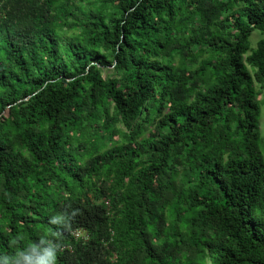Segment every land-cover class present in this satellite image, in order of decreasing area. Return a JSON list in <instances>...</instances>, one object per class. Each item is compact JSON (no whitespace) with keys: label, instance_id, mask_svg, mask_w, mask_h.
I'll return each mask as SVG.
<instances>
[{"label":"trees","instance_id":"obj_1","mask_svg":"<svg viewBox=\"0 0 264 264\" xmlns=\"http://www.w3.org/2000/svg\"><path fill=\"white\" fill-rule=\"evenodd\" d=\"M255 30L264 0H0V254L264 264Z\"/></svg>","mask_w":264,"mask_h":264},{"label":"clouds","instance_id":"obj_2","mask_svg":"<svg viewBox=\"0 0 264 264\" xmlns=\"http://www.w3.org/2000/svg\"><path fill=\"white\" fill-rule=\"evenodd\" d=\"M77 215L76 211L70 214L65 211L49 218V223L59 228L69 230L70 221ZM23 239L17 237V242ZM60 246L49 240L47 237H41L38 242L31 243L25 247H18L14 254H0V264H57L58 252Z\"/></svg>","mask_w":264,"mask_h":264},{"label":"rangeland","instance_id":"obj_3","mask_svg":"<svg viewBox=\"0 0 264 264\" xmlns=\"http://www.w3.org/2000/svg\"><path fill=\"white\" fill-rule=\"evenodd\" d=\"M262 37H264V33L259 30H255L252 33L251 38H250L251 46L255 48L257 46L259 39H261ZM247 65L254 76L256 90L259 94L258 101L260 102V105H261L260 134L262 137H264V85L263 83L256 80L254 68H252L248 63ZM208 264H210L209 260H208Z\"/></svg>","mask_w":264,"mask_h":264},{"label":"built area","instance_id":"obj_4","mask_svg":"<svg viewBox=\"0 0 264 264\" xmlns=\"http://www.w3.org/2000/svg\"><path fill=\"white\" fill-rule=\"evenodd\" d=\"M72 233L75 236V238H84V239L88 238L87 233L80 229L74 230Z\"/></svg>","mask_w":264,"mask_h":264}]
</instances>
